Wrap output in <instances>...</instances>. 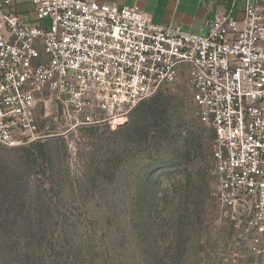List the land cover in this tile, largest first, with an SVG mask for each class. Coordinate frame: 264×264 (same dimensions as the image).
Segmentation results:
<instances>
[{
    "label": "built area",
    "instance_id": "1",
    "mask_svg": "<svg viewBox=\"0 0 264 264\" xmlns=\"http://www.w3.org/2000/svg\"><path fill=\"white\" fill-rule=\"evenodd\" d=\"M19 1L32 4L35 22L23 21ZM209 26L201 37L156 25L138 7L0 0V145L40 140V107L69 131L116 129L185 74L216 133L219 223L231 221L237 245L264 261V0H245L241 20L221 13Z\"/></svg>",
    "mask_w": 264,
    "mask_h": 264
},
{
    "label": "rangeland",
    "instance_id": "2",
    "mask_svg": "<svg viewBox=\"0 0 264 264\" xmlns=\"http://www.w3.org/2000/svg\"><path fill=\"white\" fill-rule=\"evenodd\" d=\"M44 114L40 140L0 145V264H264L219 223L216 133L187 75L116 129Z\"/></svg>",
    "mask_w": 264,
    "mask_h": 264
},
{
    "label": "crops",
    "instance_id": "3",
    "mask_svg": "<svg viewBox=\"0 0 264 264\" xmlns=\"http://www.w3.org/2000/svg\"><path fill=\"white\" fill-rule=\"evenodd\" d=\"M99 4L118 7H138L156 25L172 26L184 33L207 37L209 22L221 13L230 14L241 20L244 17L245 0H94ZM254 2V0H252ZM17 13L27 24L35 22L33 6L27 1H19ZM8 10V9H6ZM45 19L42 26L47 27ZM49 21V20H48Z\"/></svg>",
    "mask_w": 264,
    "mask_h": 264
}]
</instances>
